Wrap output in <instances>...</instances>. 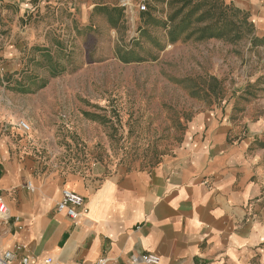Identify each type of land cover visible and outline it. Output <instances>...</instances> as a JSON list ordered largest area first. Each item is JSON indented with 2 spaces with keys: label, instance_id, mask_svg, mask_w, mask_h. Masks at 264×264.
<instances>
[{
  "label": "crops",
  "instance_id": "0c3cea01",
  "mask_svg": "<svg viewBox=\"0 0 264 264\" xmlns=\"http://www.w3.org/2000/svg\"><path fill=\"white\" fill-rule=\"evenodd\" d=\"M136 1L125 9L121 0H0L16 31L9 57L38 62L56 53L74 61L82 38L100 30L113 41L125 18L132 27ZM224 1L264 24V0ZM17 124L0 105V195L10 214L0 220L1 250L33 263L107 257L110 264H132L131 254L149 252L161 256L158 264H264L257 155L222 108L197 112L159 163L133 170L97 163L65 169L48 160L37 132L28 135ZM64 189L85 199L77 223L58 210Z\"/></svg>",
  "mask_w": 264,
  "mask_h": 264
},
{
  "label": "rangeland",
  "instance_id": "374dc122",
  "mask_svg": "<svg viewBox=\"0 0 264 264\" xmlns=\"http://www.w3.org/2000/svg\"><path fill=\"white\" fill-rule=\"evenodd\" d=\"M141 1L170 24L169 0H137L135 24L125 18L115 40L98 30L82 38L80 58L59 60L55 53L38 62L9 57L16 31L6 21L8 7L0 4V105L15 113L17 123L29 121L28 135L37 132L48 160L60 167L97 163L113 170L156 165L197 112L222 108L257 155L255 180L264 193V45L255 47L250 38L182 37L172 43L169 24L142 21ZM249 19L263 37L264 24ZM129 55L133 61L125 62ZM34 104L38 111L31 110Z\"/></svg>",
  "mask_w": 264,
  "mask_h": 264
},
{
  "label": "trees",
  "instance_id": "16d2710c",
  "mask_svg": "<svg viewBox=\"0 0 264 264\" xmlns=\"http://www.w3.org/2000/svg\"><path fill=\"white\" fill-rule=\"evenodd\" d=\"M168 3L170 24L154 16L152 6L141 12L140 16L145 24L154 22L164 27L169 24L168 37L172 43L182 37L195 41L222 38L232 43L250 38L255 47L264 45V36L255 34V24L249 19V14L232 4H226L223 0H169ZM145 31L146 28L143 29V32ZM127 57L124 58L125 62L134 59L131 55ZM45 85L46 82L38 87ZM20 91L28 93L30 89L21 88Z\"/></svg>",
  "mask_w": 264,
  "mask_h": 264
},
{
  "label": "built area",
  "instance_id": "2783aa9c",
  "mask_svg": "<svg viewBox=\"0 0 264 264\" xmlns=\"http://www.w3.org/2000/svg\"><path fill=\"white\" fill-rule=\"evenodd\" d=\"M122 7L130 9L133 6V0H121ZM139 11L143 12L148 10L145 1H141L138 5ZM23 131H30L31 125L26 120H20L17 124ZM58 210L65 212L76 223L81 216L86 212L85 199L82 195L70 190L64 189L62 193V200L58 204ZM9 208L0 195V220H6L9 217ZM1 240V234H0ZM130 262L132 264H158L161 260V256L157 253H133L130 256ZM0 264H63L52 257H47L43 261L34 262L31 257L24 256L21 259H17L16 254L11 250L0 249ZM70 264H110L107 257H101L95 262L87 263L84 261H77Z\"/></svg>",
  "mask_w": 264,
  "mask_h": 264
}]
</instances>
